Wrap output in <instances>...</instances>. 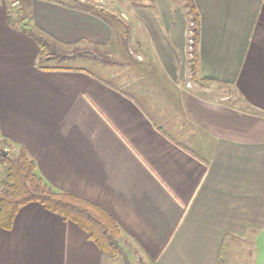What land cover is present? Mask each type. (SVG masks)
<instances>
[{
  "label": "crops",
  "instance_id": "obj_1",
  "mask_svg": "<svg viewBox=\"0 0 264 264\" xmlns=\"http://www.w3.org/2000/svg\"><path fill=\"white\" fill-rule=\"evenodd\" d=\"M195 1L204 81L194 83L230 94L187 86L191 30L180 0H115L127 49L123 26L68 1L31 0L36 25L60 43L112 56L134 45L145 61L115 65L136 77L39 67L38 43L9 22L11 0H0V133L55 189L111 215L120 243L147 264H264V0ZM117 258L40 203L0 226V264Z\"/></svg>",
  "mask_w": 264,
  "mask_h": 264
},
{
  "label": "trees",
  "instance_id": "obj_2",
  "mask_svg": "<svg viewBox=\"0 0 264 264\" xmlns=\"http://www.w3.org/2000/svg\"><path fill=\"white\" fill-rule=\"evenodd\" d=\"M63 3L64 0H50ZM31 0H20L16 15H9V22L34 38L40 47L37 65L44 69H73L63 65L73 59L87 58L107 64H121L101 46L81 47L60 43L34 22L30 13ZM190 20L193 40V58L190 69L194 80L204 81L199 75V45L201 40V17L195 0H180ZM76 8L83 9L103 19L124 27L121 40L127 49L129 26L123 16L105 5L81 1ZM7 152V155H4ZM0 165L5 175L0 180V226L10 229L19 210L30 203H40L51 212L61 215L79 225L101 249L111 258L124 254L120 243L121 229L117 222L102 207L83 197L59 191L51 186L38 170V165L24 147H15L0 133Z\"/></svg>",
  "mask_w": 264,
  "mask_h": 264
},
{
  "label": "rangeland",
  "instance_id": "obj_3",
  "mask_svg": "<svg viewBox=\"0 0 264 264\" xmlns=\"http://www.w3.org/2000/svg\"><path fill=\"white\" fill-rule=\"evenodd\" d=\"M64 1H68L72 4H78L79 2H81L82 0H64ZM107 1V3L110 5L109 8L111 9H114L116 11H119L120 10V6H118L117 4H115V0H105ZM140 1V0H139ZM146 1V0H145ZM107 7V6H106ZM122 31V29H121ZM191 36H192V32H191ZM193 42H191V50L189 48V51H190V55H189V58L192 59L193 56H194V48H193ZM132 45V44H131ZM132 47V51H125L127 56L126 55H123V53H120L118 52L117 49H112L113 51V58L117 59V60H123V61H127V64L128 65H133V62L137 63V62H144V58H141V56L139 55V53L137 52V49L134 48V45L131 46ZM88 48V47H87ZM126 57L125 58H123ZM63 65L65 66H72V67H82V68H86V69H89V70H92L93 72H96L98 75L100 76H109L110 72H113V71H117V72H120V73H124V74H121V75H127V76H132V77H136L138 75L141 74V71L139 70H135L134 68H129V66L127 65L126 67H117L115 64H111L112 66H107L108 64L106 62H103V61H96V60H93V59H87V58H79V59H73V60H69L67 62H64ZM102 65H106L104 66V69L102 68ZM114 65V66H113ZM125 71V72H123ZM190 79H191V87H194L195 91L196 92H205V94H208L209 96L210 95H213V94H224V93H227V94H230L232 93V89L230 87H226L225 89L223 90H219L220 93H217L215 91H210V90H198V85L194 83V81H198L199 83H201L200 80H194L192 78V73L189 75ZM114 82L118 83V80L117 79H113ZM190 83V82H189ZM188 86V84H187ZM3 166V165H2ZM3 174L0 175V180L4 177L5 175V167L3 166ZM121 239V238H120ZM122 245V244H121ZM123 249L125 250L124 254L121 256L122 258H117V264H147L145 263L144 259H142L140 256H134L132 255V253L122 245ZM129 256V257H128ZM123 260V261H122Z\"/></svg>",
  "mask_w": 264,
  "mask_h": 264
},
{
  "label": "built area",
  "instance_id": "obj_4",
  "mask_svg": "<svg viewBox=\"0 0 264 264\" xmlns=\"http://www.w3.org/2000/svg\"><path fill=\"white\" fill-rule=\"evenodd\" d=\"M12 6L16 7L20 4V0H11ZM191 42H193L192 39L189 40V48L191 50ZM188 86L191 87V83H188Z\"/></svg>",
  "mask_w": 264,
  "mask_h": 264
},
{
  "label": "water",
  "instance_id": "obj_5",
  "mask_svg": "<svg viewBox=\"0 0 264 264\" xmlns=\"http://www.w3.org/2000/svg\"><path fill=\"white\" fill-rule=\"evenodd\" d=\"M4 155H7V152H4Z\"/></svg>",
  "mask_w": 264,
  "mask_h": 264
}]
</instances>
